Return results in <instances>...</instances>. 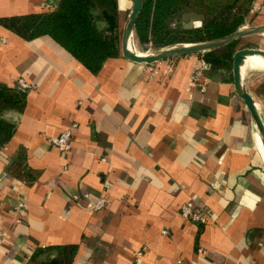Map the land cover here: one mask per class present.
Returning <instances> with one entry per match:
<instances>
[{
	"label": "crops",
	"instance_id": "0c3cea01",
	"mask_svg": "<svg viewBox=\"0 0 264 264\" xmlns=\"http://www.w3.org/2000/svg\"><path fill=\"white\" fill-rule=\"evenodd\" d=\"M58 1L0 0V18ZM259 24L264 0L243 26ZM241 45L264 49V33ZM202 60L140 63L121 50L95 73L52 37L27 40L0 22V82L30 85L25 109L5 114L16 128L0 148V264L66 245L78 247L73 264H264L258 132L234 79L205 67L204 87L195 83ZM241 76L264 122V70ZM66 129L62 152L51 139ZM16 161L28 179L10 172ZM188 202L206 224L183 216Z\"/></svg>",
	"mask_w": 264,
	"mask_h": 264
},
{
	"label": "trees",
	"instance_id": "16d2710c",
	"mask_svg": "<svg viewBox=\"0 0 264 264\" xmlns=\"http://www.w3.org/2000/svg\"><path fill=\"white\" fill-rule=\"evenodd\" d=\"M253 1L143 0L135 36L138 44L150 42L156 51L221 38L245 24ZM188 11L203 15L199 26L173 25L175 19ZM122 14L121 0H59L54 9L2 17L0 22L27 40L44 35L52 37L96 73L109 58L121 54ZM239 40L198 52L207 64L204 71L210 76L224 74L233 80V54ZM26 103L27 89L0 82V148L10 141L16 128V123L6 118V112H22ZM23 170L17 161L10 166L14 176L28 179ZM77 251L76 245L42 249L31 257L28 264H73Z\"/></svg>",
	"mask_w": 264,
	"mask_h": 264
},
{
	"label": "water",
	"instance_id": "95a60500",
	"mask_svg": "<svg viewBox=\"0 0 264 264\" xmlns=\"http://www.w3.org/2000/svg\"><path fill=\"white\" fill-rule=\"evenodd\" d=\"M132 8L127 17V21L122 29L121 36V50L122 54L135 62L140 63H155L160 60H166L175 58L182 55H187L191 53L204 52L213 48H217L233 40H236L242 36L253 34V33H264V24L259 25H249L242 26L238 28L235 32L226 35L221 38L206 40L195 43H186L178 46L163 48L157 50L154 53L143 54L136 52L131 48V44L135 35V28L137 18L143 8V0H131ZM203 15L199 12L188 11L182 14L179 18L175 19L173 25H181L184 28H194L202 23ZM247 54L260 55L264 58V49L259 46H249L241 45L238 46L233 54V79L235 90L237 95L245 103L250 116L255 124L257 132L260 136L263 155H264V122L257 109L253 97L243 86L242 76H241V61L245 58Z\"/></svg>",
	"mask_w": 264,
	"mask_h": 264
},
{
	"label": "built area",
	"instance_id": "2783aa9c",
	"mask_svg": "<svg viewBox=\"0 0 264 264\" xmlns=\"http://www.w3.org/2000/svg\"><path fill=\"white\" fill-rule=\"evenodd\" d=\"M142 46H144L143 50L145 51V52H141L143 54H150L156 52V50L152 49L150 42H147ZM133 48L136 51V46ZM205 67H207V64L204 60H202L199 68L193 74V79L195 83L199 84L202 87H204L205 83L201 81V76H202V70ZM20 85L21 88L24 89L30 88L29 83L25 82L23 79L20 80ZM72 137H73L72 130L66 129L62 131L59 135L52 137L51 142L62 152H69L72 149ZM103 160L105 159L103 158ZM105 202L106 200L104 198H101L97 203L92 205V207L95 209H100L102 206L105 205ZM23 206L24 205L21 204L20 208H22ZM181 210L184 217L188 218L189 220L195 221V223L206 224L209 219L208 215L205 212L196 209L192 202L183 204ZM6 238H7V232L2 228H0V246L3 245Z\"/></svg>",
	"mask_w": 264,
	"mask_h": 264
},
{
	"label": "bare ground",
	"instance_id": "6f19581e",
	"mask_svg": "<svg viewBox=\"0 0 264 264\" xmlns=\"http://www.w3.org/2000/svg\"><path fill=\"white\" fill-rule=\"evenodd\" d=\"M131 3L132 1L129 0ZM131 48L134 50L133 48V42L131 44ZM141 53V52H139ZM251 58H256V59H252V60H249ZM249 60V61H248ZM248 61V62H246ZM249 63V64H246V63ZM245 63V64H244ZM247 70H264V58L261 57L260 55H255V54H247L245 56V58L241 61V75H243V73ZM257 141H258V146L262 152V155H263V151H262V145H261V140H260V136L259 134H257Z\"/></svg>",
	"mask_w": 264,
	"mask_h": 264
},
{
	"label": "rangeland",
	"instance_id": "374dc122",
	"mask_svg": "<svg viewBox=\"0 0 264 264\" xmlns=\"http://www.w3.org/2000/svg\"><path fill=\"white\" fill-rule=\"evenodd\" d=\"M131 8H132V3L128 0V2L126 3V6H125V10L123 11V14H122V18H123V20H124V23H126V21H127V17H128V15H129V13H130V11H131ZM124 26V25H123ZM122 29H123V27H122ZM136 46V51H138V52H145L144 50H143V48H144V46H140L139 44H138V41H137V39H136V36L134 35V39H133V47H135ZM176 46H178V45H176ZM252 59H256V58H251V59H249V60H252ZM248 60V61H249ZM248 61H246V62H248ZM245 62V63H246ZM244 63V64H245Z\"/></svg>",
	"mask_w": 264,
	"mask_h": 264
}]
</instances>
